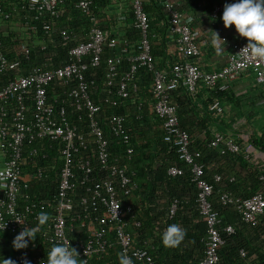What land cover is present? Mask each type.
<instances>
[{
	"label": "built area",
	"instance_id": "obj_1",
	"mask_svg": "<svg viewBox=\"0 0 264 264\" xmlns=\"http://www.w3.org/2000/svg\"><path fill=\"white\" fill-rule=\"evenodd\" d=\"M94 1L0 0V231L12 235V244L25 227L31 228L33 222H37L41 212L47 213L46 203L32 201L29 195H25L27 203L20 205V198L24 196L21 191V164L26 146L37 140L58 144L64 162L52 219L42 229L43 241L41 244L37 241L40 233L37 231L33 237L36 239L28 238L25 249L13 247L14 250L9 251L5 246L0 248V264H5V259L15 264H25V261L46 264L51 247L63 242L71 244L77 251L79 264L102 260L115 246L131 259L132 264H155L151 252L156 237L145 240L143 246H137L127 230L125 219L133 213V206H123L119 196L131 195L138 189V183L110 150L111 141L105 135L101 106L90 92L93 82L87 73L100 66L106 45L117 51L107 58L106 87L109 96L105 97V102L110 106L124 104L139 92L138 80L135 79L138 68L147 67L153 73L150 93L155 100L153 109L163 121L164 139L174 143L179 158L191 172L192 181L196 184L199 212L207 220L204 254L194 264H218L219 249L226 244L223 235L235 233L234 225L225 223L212 203L215 185L221 182L222 177L220 174H214L211 180L206 177L203 154L192 148L190 133L181 127L179 106L172 102L171 93L180 86L192 97L201 87L226 91L245 72H251L256 84L264 88V60L254 59L242 51L247 46V39L229 41L227 35H223L222 39L227 44L222 54L223 63L215 70L202 69L194 60L201 56L199 32L193 25L194 18L183 12V0H158L168 17L167 50L173 54L170 68L162 70L156 66L151 54L149 15L145 11L144 0H110L131 4L133 24L140 32L135 49H130L126 39L121 40L96 25L83 41H79L74 32L63 28L59 36L68 45L65 63L56 67H46L44 63L27 64L37 48L44 50L53 40L52 23L61 18L68 3L73 2L74 7L84 14L90 11ZM226 2L216 0L213 3L207 21L210 27L214 28L220 21L224 25L221 14ZM24 10L29 14L22 13ZM17 18L22 20L27 35L21 38L16 36V32L15 35H5L1 27L14 21L13 25H17ZM31 18L48 20L43 23V30L38 31L37 26L30 23ZM27 36L36 38V43L31 44ZM7 37L19 42L12 51L5 46ZM124 54L128 56L130 68L116 83L118 66ZM56 81L64 90L61 95L51 98L48 88ZM209 110L221 114L224 108L221 101L216 100L210 103ZM105 124L113 138L126 146V156L130 158L135 148L126 115L111 112L105 118ZM209 147L219 149L221 154L241 150L234 136L221 131L215 132ZM39 151L41 149L37 146L32 147L28 155L36 156ZM167 172L170 176L185 173L177 166H169ZM43 174L42 168L36 167L30 174L31 181L42 178ZM78 186L83 188L79 199L81 213L72 215L68 221L69 213L74 210V194ZM218 196L222 205L231 206L238 212L245 225L252 229L259 225L264 215V193L244 197L233 191L221 190ZM176 209L177 201L172 204L170 214L173 215ZM17 219L25 222L22 224ZM135 225L140 226L141 222ZM77 227L83 230L84 236L73 241L69 233ZM241 253L245 255L243 250Z\"/></svg>",
	"mask_w": 264,
	"mask_h": 264
},
{
	"label": "trees",
	"instance_id": "obj_2",
	"mask_svg": "<svg viewBox=\"0 0 264 264\" xmlns=\"http://www.w3.org/2000/svg\"><path fill=\"white\" fill-rule=\"evenodd\" d=\"M13 1L20 2L21 0ZM109 1L95 0L90 11L84 14L73 6L77 11L78 25H74L68 29H71L70 31L72 32H74L72 29L75 32H82L83 35L87 34L95 26L92 24V18L96 17L94 11L96 10V6L100 5L101 2ZM201 1L183 0L184 6L189 5L194 10L201 4ZM215 1H204L209 14ZM232 2L234 0H227V3ZM144 4L145 11L149 15V39L152 43L151 54L158 68L161 66L168 69L164 62L167 56V43L169 41L167 37L170 28L168 17L158 0H144ZM22 13L29 14L25 10ZM46 20L48 19L35 20L31 18L30 23L35 24L38 31H42V25ZM66 23L68 21L64 19L62 14L59 20L52 23L51 31L58 30V26L65 25ZM126 30L125 39L128 41L130 49H135L134 47L140 38V32L135 26ZM29 41L31 42V39ZM18 43L12 42L10 37L5 38V46L9 51H12ZM67 50L68 45L62 40L49 42L46 49L41 50L37 48L30 56V61L27 64L44 63L46 67L62 65L67 59ZM116 52L115 49H111L106 45L100 66L91 69L87 74L89 80L93 82L90 86V92L96 103L101 106V119L105 135L111 141L110 150L114 156L119 158L120 164L125 166L128 174L138 183V189L133 191L131 195L125 196L121 194L119 196L123 206L127 204H132L133 206V213L125 219L127 230L133 235L134 244L137 246H143L145 240L151 239L154 236L156 237V243L151 252L155 264H194L203 257L208 228L207 220L200 214L196 201V184L192 181V175L186 163L179 158L177 147L174 143L165 141V130L163 129L162 119L155 112L151 114L149 111V103L146 101L150 100L154 103L155 100L149 91V83L153 80V73L147 67L138 68L135 73V79L140 80L138 84L139 93H142V105L141 102H138L140 97L135 95V97H132V95L126 103L120 104L117 107H112L105 102V97L109 96L106 87L107 58L117 54ZM129 68L130 62L128 61V56L124 54L122 63L118 66L116 83H118ZM160 69L165 70L163 68ZM10 73L12 75L13 72ZM63 90L60 83L56 81L48 88V93L52 98L54 95H61ZM185 91L184 87L180 86L176 91L172 92V102L179 103L182 98L190 100L192 96L187 95ZM210 91H212L210 102L219 100L227 105L235 104L238 106L241 101L230 89L226 91L210 89ZM126 107L130 110V115H126ZM111 112L124 114L127 117V127L131 132L135 148L130 158L126 156V146L113 138L108 126L105 124V118ZM207 114L209 115V113ZM180 120L181 127L190 133L186 126V121L181 119V117ZM234 130L239 133H247L249 135V144L255 150L264 153V126L258 128L245 121V123L240 125L238 130ZM190 136L192 139L191 133ZM236 140L241 147L238 153L227 151L225 154H221L219 149L216 151L219 156L233 163L234 168L237 170V174L233 178H229V174H220L222 180L215 185L214 196L212 198L213 206L216 210H219L223 221L235 227V233L223 235L226 244L219 249L220 261L218 264H264V215L261 217L259 225L252 229L242 222L240 215L234 208L222 205L219 201L218 195L221 190L233 191L235 194L244 197H250L258 192L264 193V165L251 162L247 158L244 140L239 138ZM36 146L41 149L38 155H28L29 149ZM197 151L201 150L197 148ZM63 164L58 144H49L46 140H37L33 144L26 146L21 164L22 174L32 173L36 170V167H41L44 174L42 178L33 179L29 183L21 182V191L24 196L20 198V205L22 207L27 203L25 195H29L32 201H44L46 203V222L43 225H39L35 221L33 222V225L40 232L37 236V241L40 244L43 241L42 229L52 219ZM169 166L183 168L185 173L183 175L170 176L167 172ZM206 177L209 180L212 179L208 177L207 172ZM82 193V186H78L74 194V210L69 213L68 221H70L72 215L81 213L79 199ZM175 201H177V209L171 215L170 210ZM138 221L141 222L140 226L135 225ZM171 224L179 225L184 230V237L175 247H165L162 243V233ZM245 228L251 230L250 237L242 231ZM69 236L75 241L79 237L84 236V233L82 229L77 227L76 230L69 233ZM4 246L9 251L14 250L12 235L0 231V248H4ZM242 250L245 252V255H242ZM121 254L119 248L115 246L102 260H92L90 264H120Z\"/></svg>",
	"mask_w": 264,
	"mask_h": 264
},
{
	"label": "crops",
	"instance_id": "obj_3",
	"mask_svg": "<svg viewBox=\"0 0 264 264\" xmlns=\"http://www.w3.org/2000/svg\"><path fill=\"white\" fill-rule=\"evenodd\" d=\"M205 0L201 1V4L196 7V9H192L189 5L184 6L182 10L185 14L188 16H191L194 18V27L199 32V43L201 46V56L195 58L194 60L200 65V67L206 71H211L218 69L221 64L223 63V51H225L227 44L223 41H219L220 50H218L217 45L214 43V38L216 37V33L222 38L223 35H227L229 38V41H234L238 39H247L244 37H240L238 33L235 30V26L233 25L231 28H225V26L218 22L217 25L213 28L210 27L209 24H207V21L209 20V13L206 10V4L204 3ZM227 3V2H226ZM74 3H68L66 8L63 11L64 19L68 21L65 25L58 26V30L52 31V37L53 42L60 40L59 31L63 28H70L74 25H78V15H76V10L73 7ZM96 13V17L92 18V24L96 25L102 29L110 31L114 36L121 40H125L126 37V29L132 28L134 26V16L132 14V7L129 2H122V1H109V2H101L100 5L96 6V10H94ZM21 14V12H20ZM18 19V18H17ZM15 22V21H14ZM13 22V24H14ZM11 23H7L6 25H3L1 27V31L5 33V35H15L21 38L22 36H26L27 33L24 32L22 27V20L18 19L16 24L13 25ZM11 25V26H10ZM20 25V27H19ZM7 26H10L7 28ZM71 30V29H70ZM74 32L75 30L72 29ZM14 31V32H11ZM216 32V33H215ZM77 34V38L79 41H83L86 38L87 34H84L82 32H75ZM29 37V36H27ZM12 39V37H10ZM30 38V37H29ZM42 38H44L42 36ZM31 44L36 43L34 42L36 38H30ZM50 41V42H52ZM12 42H17V40H12ZM165 64L170 68V66L173 63V54H171L170 50H167V56L165 59ZM165 69L164 67H161ZM140 81V80H138ZM152 84V81L149 83V91L150 86ZM230 90H232L233 94L235 96L239 97L242 94H250L253 96L255 94H259L260 91H264V88L258 86L256 84L255 78L251 72H245L243 73L235 82H233L230 86ZM210 89L206 88H200L198 93L193 96L190 100L182 98L178 104L179 106V116L181 119H184L186 121V126L189 129L190 133L192 134L193 138L192 141V148L197 150L199 148L203 154V161L205 163V169L207 172V175L209 178H212L214 174H229V178H233L235 174H237V170L234 168L233 163L226 160V158H223L218 155L216 152L218 149L214 148L212 149L209 147V142L213 139L215 132L221 131L225 133L227 130L224 128V116L227 115V112L225 115L223 113L221 114H215L209 111V105H210V97H211ZM139 93V92H138ZM136 93V94H138ZM264 93V92H263ZM262 93V94H263ZM134 94L135 96L140 97L138 102H141L142 105V93H139L138 95ZM132 97H135V96ZM183 96V94H182ZM135 100V99H134ZM149 103V111L151 114H153L155 111L153 109V101H146ZM255 104L258 105L259 108L264 109V95L258 96L254 100ZM223 105V108L225 106V103L221 102ZM227 105V104H226ZM230 106V105H227ZM232 106V105H231ZM230 106V107H231ZM135 110V108H133ZM226 109H224L225 111ZM128 107L125 108L126 115L129 114ZM223 111V112H224ZM209 113V115L207 114ZM225 113V112H224ZM232 115H234L232 113ZM233 117V116H232ZM245 123V122H244ZM243 124V123H242ZM254 126V125H253ZM261 127V126H259ZM258 127V128H259ZM224 130V131H223ZM233 132L225 133L231 136H234V138H239V134H235ZM248 135V134H247ZM249 136V135H248ZM261 155L264 153H260ZM248 152H247V158H248ZM249 159V158H248ZM261 160H257L256 162H253L255 164H261L264 165V158L261 157ZM250 160V159H249ZM30 172L23 174V182L29 183L31 182L30 178ZM245 235L250 237L251 230L245 228L242 230ZM135 242V240H134Z\"/></svg>",
	"mask_w": 264,
	"mask_h": 264
},
{
	"label": "clouds",
	"instance_id": "obj_4",
	"mask_svg": "<svg viewBox=\"0 0 264 264\" xmlns=\"http://www.w3.org/2000/svg\"><path fill=\"white\" fill-rule=\"evenodd\" d=\"M225 28L235 26V30L240 37L247 38V46L242 49L257 60H264V0H234L226 3L221 17ZM216 33V32H215ZM219 41H225L216 33L214 43L220 50ZM47 220V215L41 212L37 217L39 225H43ZM16 221L25 222L22 219ZM5 229V228H4ZM38 231L36 226L25 227L13 241V247L17 250L28 247V238L35 240L34 234ZM184 237V230L177 224L169 225L162 233V243L165 247H175ZM77 251L67 242L53 245L47 253L46 264H79ZM5 264H15L10 259H5ZM25 264L30 262L25 261ZM120 264H132L131 259L126 254L120 255Z\"/></svg>",
	"mask_w": 264,
	"mask_h": 264
},
{
	"label": "rangeland",
	"instance_id": "obj_5",
	"mask_svg": "<svg viewBox=\"0 0 264 264\" xmlns=\"http://www.w3.org/2000/svg\"><path fill=\"white\" fill-rule=\"evenodd\" d=\"M264 91H260L258 96L264 95L263 93ZM263 93V94H262ZM257 94H255L253 96L250 94H242L241 96H239V99H241V101L239 102L238 106H236L235 104H230V106H227L225 103L224 109H226L223 112V115L226 114L227 115L224 116V128L225 130H227L225 133H230L235 131L234 129H239L240 125H242V123H244L245 121H247L249 124L254 125L255 127H259V126H264V109H261L258 107V105L255 104L254 100L255 98L258 97ZM224 105V104H223ZM232 113L234 115H232ZM233 116V117H232ZM224 131V130H223ZM235 134L237 132H234ZM240 135L242 137V140H244V145H245V149L248 152V158L250 159V161L256 162L257 160H261V157L264 158V155L260 154L261 152L255 150L250 144H249V136L247 135V133H237V135Z\"/></svg>",
	"mask_w": 264,
	"mask_h": 264
}]
</instances>
